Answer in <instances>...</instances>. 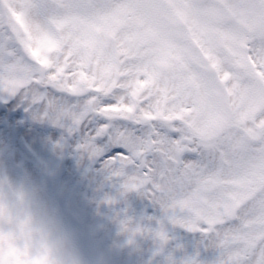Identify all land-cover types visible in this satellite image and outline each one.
<instances>
[{"label":"snow or ice","instance_id":"snow-or-ice-1","mask_svg":"<svg viewBox=\"0 0 264 264\" xmlns=\"http://www.w3.org/2000/svg\"><path fill=\"white\" fill-rule=\"evenodd\" d=\"M0 91L215 264H264V0H0Z\"/></svg>","mask_w":264,"mask_h":264},{"label":"rangeland","instance_id":"rangeland-1","mask_svg":"<svg viewBox=\"0 0 264 264\" xmlns=\"http://www.w3.org/2000/svg\"><path fill=\"white\" fill-rule=\"evenodd\" d=\"M18 96L10 97L0 91V118L3 120L0 137L6 144L4 147L0 144V170L16 182L27 181L60 213L65 223L78 233L90 264H188L193 259L199 264L206 263L207 250L199 233L167 224L151 234L146 231L145 218L137 222L143 234L133 235V231L125 230V224L131 220L134 224L137 218L118 216L121 203L125 200L128 207L140 195L148 218L150 201L137 192L125 193L121 182L101 185V192L94 201L91 176L98 173L104 162L79 150L83 137L69 134L66 124L40 121L33 115L38 109L26 106L29 101L24 96L21 106L12 110L11 105ZM161 230L166 233L167 241L185 235L193 242L188 249H179L164 259L162 254L167 250V243L157 237ZM112 236L122 239L113 242Z\"/></svg>","mask_w":264,"mask_h":264},{"label":"clouds","instance_id":"clouds-1","mask_svg":"<svg viewBox=\"0 0 264 264\" xmlns=\"http://www.w3.org/2000/svg\"><path fill=\"white\" fill-rule=\"evenodd\" d=\"M0 264H90L78 233L27 182L0 170Z\"/></svg>","mask_w":264,"mask_h":264},{"label":"bare ground","instance_id":"bare-ground-1","mask_svg":"<svg viewBox=\"0 0 264 264\" xmlns=\"http://www.w3.org/2000/svg\"><path fill=\"white\" fill-rule=\"evenodd\" d=\"M23 96H24L23 94H20L18 96V98L14 101V103L11 105L12 110L21 106V98H23ZM26 106H32V105L30 104V102H28V104ZM21 109L24 110L25 108L22 107ZM39 111H43V109L41 108V109H39ZM36 113H37V111H33V115L37 117ZM39 120L43 121L44 119H39ZM1 122H3V120L0 118V123ZM66 126H68V125L66 124ZM0 144H1V147H4L6 145L4 143V141L1 139V137H0ZM23 153L25 155H27L25 152H23ZM35 167H36V165H35ZM96 172H98V173L94 172L93 175L91 176L92 181H93V187H94V190H93L94 201H96L97 197L99 196V194L101 192V190H100L101 185H103V184H115L116 182H120L116 178L111 177V173L104 167V165H102L100 167V169ZM149 205H150L149 208L151 209L150 210L151 212L147 218L146 217V210H145L146 204H144V202L141 201L140 195H138V197L135 200V203L129 204L128 207H127L126 201L124 200L121 203L120 207L119 208L117 207L118 209H120V211L118 210L119 213L117 212V215L119 214L123 217H130L131 218V216H132L134 218H137V219H135L134 224L132 223L133 222L132 220L128 224L129 228H132V230L134 228H137V226H138L137 222H139V218H145V221H146L147 226H148L146 231H150L151 234L154 232H158L161 229V227L164 225L172 224L170 221H168L165 218L162 210H160L157 206L153 205L151 202ZM137 209H139V212L136 211ZM127 212L129 213V216H127ZM123 228H125V227H123ZM125 230H127V229L125 228ZM112 239H113V242H116V240L121 241L122 238H114L112 236ZM192 242H193V239L188 238L185 235L180 237V238H176L174 240L171 239V241L168 240L167 241V250L162 254V257L164 259H168L170 257V255L177 253L179 251V249H188V247L191 246ZM145 254H146V252H145ZM147 256L149 258V255H147ZM215 257H216V254L214 252L207 250V254L205 257L207 259H206L205 264H214L215 263Z\"/></svg>","mask_w":264,"mask_h":264}]
</instances>
